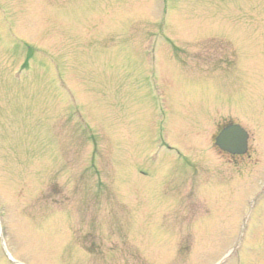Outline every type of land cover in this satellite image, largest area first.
Masks as SVG:
<instances>
[{
  "label": "rangeland",
  "instance_id": "obj_1",
  "mask_svg": "<svg viewBox=\"0 0 264 264\" xmlns=\"http://www.w3.org/2000/svg\"><path fill=\"white\" fill-rule=\"evenodd\" d=\"M169 3L162 13V0H0V230L8 253L5 258L0 248V264H234L249 232L246 228L240 240L234 222L240 217V226L249 210L248 224L255 225H250L253 239L245 244L242 264H264V205L251 198L244 210L246 195L264 187V0ZM155 25H164L167 37L186 46L184 52L209 47L202 56L207 76L216 72L208 69L213 47L227 46L220 51L232 56L229 74H216L204 83L203 76L173 69L162 56V46L148 50L142 45L141 33ZM20 53L28 59L26 68H18L24 61L23 56L15 59ZM190 54L184 58L187 63L200 61ZM76 64L82 67L79 75ZM147 67L155 84L162 73L171 74L169 97L186 90L187 82L215 96L202 105L207 110L200 109L207 113H197L196 119L191 100L187 113L177 107L182 119L170 129L168 140L178 151L190 153V170L203 185L179 183L174 202L157 211V219L167 222L163 238H153L144 224L138 232L126 231L131 221L117 220L114 231L122 236L109 240L102 234L107 217L115 212L117 219L123 203H135L124 192L129 149L134 154L131 145L144 137L141 122L151 116L153 105L157 111L166 106L158 102V91L142 84ZM50 70L64 77V99L49 78ZM60 100L66 112H77L103 139L106 158L105 141H110L123 203L115 189L113 193L109 186L102 195L83 173L93 152L89 134L75 120L64 125L58 115ZM228 123L248 130L245 156L222 155L210 142L209 151L199 146ZM196 125H208V130H195ZM67 156L74 158L71 164L78 171L61 169L70 160ZM140 157L136 151L134 163ZM101 173H94V182ZM104 173L109 182L110 170ZM131 176L148 181L136 171ZM81 181L84 189L76 185ZM113 249L123 250L114 254Z\"/></svg>",
  "mask_w": 264,
  "mask_h": 264
},
{
  "label": "water",
  "instance_id": "obj_2",
  "mask_svg": "<svg viewBox=\"0 0 264 264\" xmlns=\"http://www.w3.org/2000/svg\"><path fill=\"white\" fill-rule=\"evenodd\" d=\"M234 131H235L234 128H228V129L225 130V132L223 133L222 136L225 137V136H232L233 134H239L242 137H244L243 133H241L240 131H236V132H234Z\"/></svg>",
  "mask_w": 264,
  "mask_h": 264
}]
</instances>
